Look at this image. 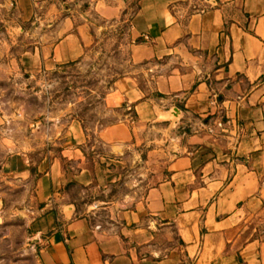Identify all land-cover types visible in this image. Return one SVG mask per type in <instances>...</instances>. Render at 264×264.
I'll use <instances>...</instances> for the list:
<instances>
[{
    "label": "crops",
    "instance_id": "1",
    "mask_svg": "<svg viewBox=\"0 0 264 264\" xmlns=\"http://www.w3.org/2000/svg\"><path fill=\"white\" fill-rule=\"evenodd\" d=\"M3 1L25 31L33 16L45 26L18 60L26 74L80 61L97 32L136 7L135 69L103 100L107 114L127 113L91 135L76 119L45 133L58 149L37 164L40 264H264V0ZM90 136L101 149L92 164ZM137 144L147 190L114 224L91 226L64 188L106 187ZM65 158L77 164L71 178ZM28 163L9 158L3 168L25 175Z\"/></svg>",
    "mask_w": 264,
    "mask_h": 264
},
{
    "label": "rangeland",
    "instance_id": "2",
    "mask_svg": "<svg viewBox=\"0 0 264 264\" xmlns=\"http://www.w3.org/2000/svg\"><path fill=\"white\" fill-rule=\"evenodd\" d=\"M135 9L128 7L120 23L107 24L97 32L80 61L26 74L18 60L37 46L34 42L45 26H39L33 16V24L25 31L18 25L14 7H0V264H40L31 227L41 208L36 195L37 164L48 148L58 149L52 142L45 143V133L65 129L76 119L91 135L88 131L93 126L104 128L118 121L117 114L127 113L107 114L103 100L114 81L135 69L129 61L133 44L129 20ZM90 146L95 147L87 152L92 164L101 152L94 136L89 137ZM145 155V147L139 144L127 150L123 163H114L119 178L106 187L69 182L64 191L76 215L86 217L94 227L114 224L116 212L133 207L147 190L152 173L143 170ZM9 158L17 160L18 167L21 159H28L27 174L6 171L3 163ZM61 162L69 178L76 175L74 160ZM137 180H144L142 186Z\"/></svg>",
    "mask_w": 264,
    "mask_h": 264
}]
</instances>
